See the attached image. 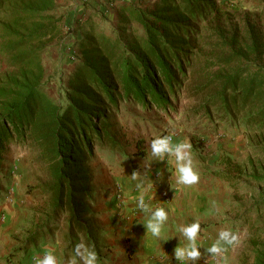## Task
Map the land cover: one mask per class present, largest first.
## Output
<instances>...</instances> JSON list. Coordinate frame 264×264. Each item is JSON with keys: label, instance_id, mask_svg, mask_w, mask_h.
<instances>
[{"label": "trees", "instance_id": "obj_1", "mask_svg": "<svg viewBox=\"0 0 264 264\" xmlns=\"http://www.w3.org/2000/svg\"><path fill=\"white\" fill-rule=\"evenodd\" d=\"M54 7L55 0H0V57L6 66L0 76V170L11 143L33 145L49 176L39 188L50 196L51 214L67 215L68 239L75 235L96 246L100 232L88 220L95 193L89 163L96 148L114 153L120 147L112 114L125 101L174 108L193 68L199 27L220 7L216 0H155L147 8L130 3L121 7L119 28L112 27L111 34L99 26L111 24L105 15L102 21L89 15L74 37L80 54L68 79L55 76L56 99L45 90L51 80L40 58L45 42L59 31ZM132 23L141 34L131 31ZM228 43L234 49L218 65L237 66L213 76L209 82L217 89L201 110L208 120L216 115L229 127L261 134L264 39L253 33L243 46L235 47V37ZM64 58L62 52L59 65ZM251 179L264 186V170ZM253 207L261 219V236L252 241L253 264H264V189Z\"/></svg>", "mask_w": 264, "mask_h": 264}, {"label": "rangeland", "instance_id": "obj_2", "mask_svg": "<svg viewBox=\"0 0 264 264\" xmlns=\"http://www.w3.org/2000/svg\"><path fill=\"white\" fill-rule=\"evenodd\" d=\"M154 1L55 0L52 15L59 19V31L54 38L45 42L40 52L45 76L51 80L45 88L49 96L56 99L55 76L60 74L68 79L76 63L80 51L74 44V37L81 35L79 29L84 18L96 15L102 21L100 15H105L111 24L100 22L99 26L111 34L112 27L119 28L121 7L133 3L147 8ZM216 4L220 10L201 24L199 35L194 38L193 68L189 71L188 81L178 102L172 101L174 108H144L133 102H123L119 111L112 114V130L119 139L120 147L109 154L96 148L89 167L97 177L114 169L138 174L143 172L144 166L158 161L150 149V142L156 137L171 134L173 145L190 143L195 171H222L234 185L230 216L237 227L238 241L233 245H223L226 251L221 254L222 259L218 256L219 263L253 264L252 241L261 236V219L253 204L264 186L251 177L264 170V132L246 133L229 127L216 115L208 120L201 106L217 89V84L209 82L213 76L237 66L236 63L218 65V60L230 55L234 49L231 47L234 43H228L229 39L236 38V48L247 43L253 33L256 36L261 34L264 39V0H216ZM131 31L134 34L142 33L141 27L135 23H132ZM123 35L127 37V32L123 31ZM62 52L66 58L59 65ZM5 69L0 57V76ZM49 182L45 163L33 145L13 142L7 147L0 170V264H36V259H42L43 253L53 254L57 264H70L73 258L77 264H83L75 255V248L79 244L100 255L97 264H153L156 261L152 259L149 262L142 252L135 254L128 249L120 252L121 256H114L105 242L106 231L91 212L89 223L100 232L97 245L86 244L83 238L75 235H71L75 237L74 240L68 239L67 215L54 217L49 194L39 188ZM208 260L209 257L204 262L209 264ZM172 261L175 262L174 259Z\"/></svg>", "mask_w": 264, "mask_h": 264}, {"label": "crops", "instance_id": "obj_3", "mask_svg": "<svg viewBox=\"0 0 264 264\" xmlns=\"http://www.w3.org/2000/svg\"><path fill=\"white\" fill-rule=\"evenodd\" d=\"M174 158L165 153L162 159L158 157L152 165L144 166L143 172L135 178L121 169L105 172L102 177L91 172V187L95 194L89 211L106 231L105 242L114 256L128 249L135 254L142 252L149 262L156 259L153 264H204L207 257L211 264H221L219 257L222 259V256L213 257L207 249L218 238L220 230L238 233L230 216L234 185L222 171L209 173L205 170L197 171L199 180L196 184L179 183ZM141 196L149 207L147 212L138 206ZM166 197L170 199L168 202ZM157 208H163L168 217L158 237L146 226ZM195 222L200 225L197 247L201 259H176L174 249L188 244L180 228Z\"/></svg>", "mask_w": 264, "mask_h": 264}, {"label": "clouds", "instance_id": "obj_4", "mask_svg": "<svg viewBox=\"0 0 264 264\" xmlns=\"http://www.w3.org/2000/svg\"><path fill=\"white\" fill-rule=\"evenodd\" d=\"M151 154L153 156L164 157L167 153L175 157L176 167L178 172V182L185 185L196 184L199 180L198 172L194 170L193 159L190 153L191 145L188 142H182L173 145L171 135L156 137L150 142ZM137 172H133L135 178ZM142 210L149 211L148 205L145 204L143 196L139 199V205ZM167 214L163 208H157L151 213L147 221V228L153 236H159L163 223L167 220ZM180 231L187 238L188 244L183 247L174 249V257L176 259L199 260L201 252L197 247V236L200 232L198 222L191 224L189 227H181ZM238 237L231 230H220L218 238L207 249V252L213 256H220L226 251L223 245H233L237 243ZM83 250V251H82ZM75 255L82 260L83 264H97V254L95 251L87 249L83 244H79L75 248ZM36 264H57V258L51 254H46L42 259H36ZM70 264H77V260L73 258Z\"/></svg>", "mask_w": 264, "mask_h": 264}, {"label": "built area", "instance_id": "obj_5", "mask_svg": "<svg viewBox=\"0 0 264 264\" xmlns=\"http://www.w3.org/2000/svg\"><path fill=\"white\" fill-rule=\"evenodd\" d=\"M167 135H171V134H167ZM167 135H166V136H167ZM171 137H172V144H173V135H171ZM169 200H170L169 197H166L165 201L168 202ZM46 254H48V253H46ZM46 254L43 253L42 258H43Z\"/></svg>", "mask_w": 264, "mask_h": 264}]
</instances>
